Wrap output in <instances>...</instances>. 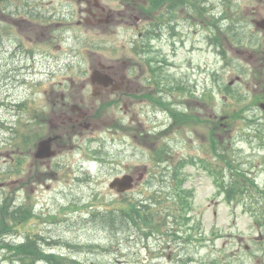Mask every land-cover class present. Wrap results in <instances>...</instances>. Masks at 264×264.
<instances>
[{"label":"rangeland","instance_id":"obj_1","mask_svg":"<svg viewBox=\"0 0 264 264\" xmlns=\"http://www.w3.org/2000/svg\"><path fill=\"white\" fill-rule=\"evenodd\" d=\"M93 1L114 20L92 19L90 45L85 25L68 31L67 41L62 28V59L67 62L68 52L75 59L62 68L54 63L57 24L73 13L70 2L0 4V264H45L38 262L44 252L58 255L52 264H264V227L253 215L255 206L230 199L214 170H224L226 150L232 151L241 172L264 190V28L255 26L264 21V0H198L206 20L192 7L196 0L177 11L191 24L214 19L218 30L207 26L205 40H196L200 48L190 53L192 78L200 80L189 103L194 116L176 120L173 142L162 139L159 126L140 136L138 127L152 125L144 116L142 124L125 125L121 111L113 117L100 109L98 127L45 165L40 161L48 157L33 154L48 131L28 122V106L32 117L47 113L42 94L55 103L68 90L79 97L70 78L83 81L99 63L122 72V62H136L130 43L135 27L122 19L139 13L138 0ZM203 95V106L194 102ZM124 174L132 176L133 188L111 190L109 183ZM257 197L255 205L262 200ZM175 237L181 243L169 244Z\"/></svg>","mask_w":264,"mask_h":264},{"label":"flooded vegetation","instance_id":"obj_2","mask_svg":"<svg viewBox=\"0 0 264 264\" xmlns=\"http://www.w3.org/2000/svg\"><path fill=\"white\" fill-rule=\"evenodd\" d=\"M65 1H69L74 10L69 17H65V21H60L57 24L59 31L56 35V47L59 52L54 57V63L60 68L65 62V59H62L61 51L62 28L69 29L73 24L74 28L71 27L69 32L75 33L74 30L84 28L83 25H85L86 30H79L83 32L84 39L86 38L90 45V23L93 20L106 23H111L114 20L113 13L106 12L105 8L96 1L92 3L90 0ZM187 1L138 0L136 5L139 13L135 16H125L122 19L125 24L135 27V41H130L132 43L131 50L135 52L136 56L135 65L132 61H124L122 62L123 71L120 72L115 65L99 63L95 69L98 75L94 79H91L89 74L88 78L77 84H74V80L71 78L67 80L69 85L72 82L73 87L79 86V97L68 90L66 93L59 94V99L55 103L48 95H46V99H43L44 94H42L41 106L44 109H49L47 113L41 111L39 116L32 117L30 105L28 106L27 113L30 115L27 116L28 122L34 121L37 127H45L48 131L47 135L40 137L38 142L44 139L49 140L50 150H54L55 153L53 157L41 160V163L49 165L63 152L74 149V144H76L74 141L76 139L78 141V137L82 136L84 140V134L94 131L98 127L95 117L99 114L100 109L104 111L105 115L111 114L113 117L116 111H121L129 121V124L125 125L140 124L139 117L144 116L145 122L152 123V125L138 127L137 129L142 131L139 132L140 136L146 137L159 126L162 128L160 131L162 139L167 137L173 142L170 134L175 132L176 120L191 114L192 107L189 104L191 83L198 81L193 82V88H199L200 80L192 78L195 76L193 74L195 70L190 53L193 52L192 50L200 48L196 42L198 39L196 38V28H198V35L201 37L206 27L204 23L206 10L203 12L204 8L200 4H192L198 6L197 12L200 18H204L200 19L198 23L191 24L189 21L191 17L188 16V19L178 17L177 11L181 12ZM60 6L66 7L65 4H60ZM71 19H73V23L68 22ZM191 28L193 29L192 34ZM67 35L68 31L65 37L66 41L68 40ZM87 50L90 58V48ZM65 55L66 64H71V59L75 60L72 58L71 52ZM197 65L201 70V64ZM205 68H203V72H205ZM63 85L60 83L61 87ZM81 92H85V94ZM84 97H91L92 100L84 99ZM204 97L205 95L203 99L200 97L199 101L194 102L203 106ZM55 106L58 107L57 110ZM167 120L169 123L165 125ZM131 137H136V135H131ZM31 140L32 138L29 142ZM29 142L26 144L29 145ZM37 146L34 151L35 155ZM156 163H160V161L157 160ZM141 176L142 174L139 178ZM114 190L116 191V189Z\"/></svg>","mask_w":264,"mask_h":264},{"label":"trees","instance_id":"obj_3","mask_svg":"<svg viewBox=\"0 0 264 264\" xmlns=\"http://www.w3.org/2000/svg\"><path fill=\"white\" fill-rule=\"evenodd\" d=\"M226 152H227L228 158H227V162H226L224 170H222V168L220 170L216 168L214 169L215 171L219 173L218 175H220V177L217 179L218 185L221 186L222 184L224 186L225 193L229 195L230 199H236L237 197L246 198V205H249L250 208L255 206V211L253 215L256 218V221L258 223H261V226L264 227V190L260 192V188L258 186L259 184L256 183L255 178L248 176L247 175L248 173L241 172L242 170L237 167L238 163H237L234 153H232V151H229V150H226ZM225 176H228L229 179L224 180ZM173 178L176 179V173L173 174ZM181 190H182L181 188L177 189L178 197L182 196L181 199H184L185 196L182 193H180ZM257 195L260 196L262 200L260 199L256 201V205H255L254 201L257 200L258 198ZM184 210H185V207H181V211H184ZM183 213L185 212H182L180 214H183ZM166 216L169 217V215H166ZM182 218L183 220H186V221L188 220L186 219L185 215H183ZM170 230L172 232L173 229L170 228ZM177 234L178 233L176 234L174 233V236H176ZM29 245L30 243L23 244L20 246L25 247ZM31 248L33 249V247Z\"/></svg>","mask_w":264,"mask_h":264},{"label":"water","instance_id":"obj_4","mask_svg":"<svg viewBox=\"0 0 264 264\" xmlns=\"http://www.w3.org/2000/svg\"><path fill=\"white\" fill-rule=\"evenodd\" d=\"M2 1V0H0ZM45 145V142L41 143V147L43 148V146ZM131 182V178L129 176H125L122 179H116V181L114 183L111 184V187L113 186H119L122 188L119 189V191H125L128 188V185Z\"/></svg>","mask_w":264,"mask_h":264}]
</instances>
